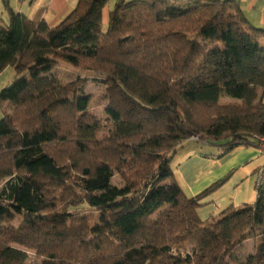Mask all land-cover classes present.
I'll return each mask as SVG.
<instances>
[{
	"label": "trees",
	"instance_id": "trees-1",
	"mask_svg": "<svg viewBox=\"0 0 264 264\" xmlns=\"http://www.w3.org/2000/svg\"><path fill=\"white\" fill-rule=\"evenodd\" d=\"M111 1L79 0L54 27L9 9L0 25V75L15 72L0 91V264H264V196L203 219L226 178L189 197L172 167L190 139L257 146L264 27L236 0H116L103 28ZM61 63L103 78L113 129L83 80L50 74Z\"/></svg>",
	"mask_w": 264,
	"mask_h": 264
},
{
	"label": "crops",
	"instance_id": "crops-1",
	"mask_svg": "<svg viewBox=\"0 0 264 264\" xmlns=\"http://www.w3.org/2000/svg\"><path fill=\"white\" fill-rule=\"evenodd\" d=\"M78 1L0 0V19L6 24L3 16L9 21V9H12L24 13L36 23L45 20L54 27L74 10ZM115 1L112 0L104 9L103 28L108 26L109 13L114 8ZM236 1L249 19H258L264 25V0ZM197 142L199 141L196 139L187 140L177 150L172 162L175 176L185 194L189 197L198 195L215 182L226 178L219 188L203 198L199 208L200 216L203 218L205 215L203 219H208L231 204L240 206L256 202V170L264 163V152L254 145H240L220 155L218 148ZM179 154L182 156L178 157ZM176 158L179 161L175 169L173 163Z\"/></svg>",
	"mask_w": 264,
	"mask_h": 264
},
{
	"label": "rangeland",
	"instance_id": "rangeland-1",
	"mask_svg": "<svg viewBox=\"0 0 264 264\" xmlns=\"http://www.w3.org/2000/svg\"><path fill=\"white\" fill-rule=\"evenodd\" d=\"M248 16V15H247ZM250 17V16H249ZM3 19L6 23V17L3 16ZM254 25L264 27V25L261 24V21L258 19L256 21H253V19H249ZM0 25L4 26L3 21H0ZM15 72L8 68L0 75V91L12 84V81L14 79ZM50 74L56 75L60 80L63 82H69L74 81L75 79L79 78L83 80V91L85 95H87L90 98V106L91 110L97 114L103 121V126L101 129V134L107 133L109 130L113 129L115 124L110 120L109 115L107 114V106H108V95H107V88L108 85L104 82L103 78L98 76L94 72H88L83 71L78 68L71 67L67 64L61 63L54 67ZM226 96H228L225 93ZM223 97V102H228L231 99L229 97ZM5 112V107L0 106V119L2 118L3 114ZM196 143V142H195ZM197 144L202 145V143L197 142ZM193 146V145H191ZM182 155L179 154L178 157H181ZM179 161V158H176L173 166L176 169L177 162ZM116 182H118V178H116ZM3 185V183H0V186ZM82 209H87L86 206L81 207ZM205 215H203L204 218ZM254 250V242L253 240H249L246 242V244L239 250L236 251L234 254V258L237 260H244L247 258V256L252 253ZM39 262L38 258L36 257V254L34 252H29V260L28 263L30 264H37Z\"/></svg>",
	"mask_w": 264,
	"mask_h": 264
},
{
	"label": "built area",
	"instance_id": "built-area-1",
	"mask_svg": "<svg viewBox=\"0 0 264 264\" xmlns=\"http://www.w3.org/2000/svg\"><path fill=\"white\" fill-rule=\"evenodd\" d=\"M257 148L264 152V135L256 136ZM256 188L258 193V199L264 196V163L260 165L256 170Z\"/></svg>",
	"mask_w": 264,
	"mask_h": 264
}]
</instances>
